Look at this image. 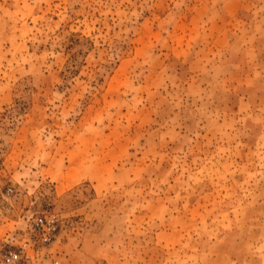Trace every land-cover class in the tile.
<instances>
[{"label": "rangeland", "instance_id": "rangeland-1", "mask_svg": "<svg viewBox=\"0 0 264 264\" xmlns=\"http://www.w3.org/2000/svg\"><path fill=\"white\" fill-rule=\"evenodd\" d=\"M22 247L264 264V0H0V260Z\"/></svg>", "mask_w": 264, "mask_h": 264}, {"label": "built area", "instance_id": "built-area-1", "mask_svg": "<svg viewBox=\"0 0 264 264\" xmlns=\"http://www.w3.org/2000/svg\"><path fill=\"white\" fill-rule=\"evenodd\" d=\"M58 225L56 214L49 209H45L35 216L29 225L30 235L36 236L37 242L46 244L53 239ZM24 248L9 250L1 256L0 264H25L28 261Z\"/></svg>", "mask_w": 264, "mask_h": 264}, {"label": "trees", "instance_id": "trees-1", "mask_svg": "<svg viewBox=\"0 0 264 264\" xmlns=\"http://www.w3.org/2000/svg\"><path fill=\"white\" fill-rule=\"evenodd\" d=\"M67 71H68L69 73H72L73 69H72V68H69V69H67Z\"/></svg>", "mask_w": 264, "mask_h": 264}]
</instances>
